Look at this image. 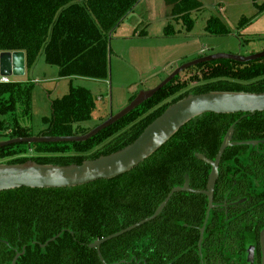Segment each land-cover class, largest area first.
<instances>
[{
  "label": "trees",
  "instance_id": "1",
  "mask_svg": "<svg viewBox=\"0 0 264 264\" xmlns=\"http://www.w3.org/2000/svg\"><path fill=\"white\" fill-rule=\"evenodd\" d=\"M140 1L0 0V53L23 52L25 72L43 55L61 79L105 81L108 35ZM165 1L173 23L190 32L194 25L190 13L201 11L202 4ZM245 22L242 19L240 26ZM205 31L213 36L230 33L218 18H210ZM176 34L173 25L166 26L164 36ZM192 68L197 74L188 82L178 83L175 77L151 99L87 141L9 145L0 148V164L80 165L131 144L169 105L189 94L264 92V58L243 64L217 60ZM193 81L200 84L179 93ZM33 87L29 80L0 83V142L32 137L21 121L31 118ZM50 110L39 136H82L90 131L81 124L90 120L95 103L87 89L70 87L66 95L51 101ZM231 126L238 142L264 139V112L197 117L133 170L111 180L75 188L0 192V264H11L15 251L23 249L16 264H101L89 244L151 217L170 190L182 185L184 176L190 177L191 188H204L209 167L194 154L213 160ZM30 151L36 156L27 157ZM229 157L230 150H226L221 164H228ZM187 196L193 195H172L154 221L103 244L104 262L198 264L193 261L198 240L193 226H201L206 203L183 199ZM56 236L48 246L40 247Z\"/></svg>",
  "mask_w": 264,
  "mask_h": 264
},
{
  "label": "rangeland",
  "instance_id": "2",
  "mask_svg": "<svg viewBox=\"0 0 264 264\" xmlns=\"http://www.w3.org/2000/svg\"><path fill=\"white\" fill-rule=\"evenodd\" d=\"M201 11L190 13L194 22L190 32L181 24H174L171 7L165 0H141L108 35L107 68L105 81L89 79H61L58 69L45 63L40 55L31 71L23 77H10L11 82L32 81L31 118L22 120L32 137L39 136L45 126L43 118L50 116L51 101L66 95L70 87L90 91L95 110L83 129H93L111 115L123 110L140 92L156 88L180 66L201 56L223 53L248 57L264 51V0H198ZM210 18L223 21L229 34L209 35L205 31ZM242 19L246 22L240 26ZM173 25L175 36H164L166 26ZM200 58V57H199ZM195 68L177 75V82H188L195 76ZM200 84L189 82L180 94ZM98 147L96 150H98ZM36 156L29 152L27 157Z\"/></svg>",
  "mask_w": 264,
  "mask_h": 264
},
{
  "label": "water",
  "instance_id": "3",
  "mask_svg": "<svg viewBox=\"0 0 264 264\" xmlns=\"http://www.w3.org/2000/svg\"><path fill=\"white\" fill-rule=\"evenodd\" d=\"M264 58V51L253 54L248 57H241L230 54L214 53L197 58L191 62L183 64L164 82L156 88L140 92L123 110L111 115L106 121L91 129L82 136L70 137H27L17 138L0 142V148L9 145L26 143L28 145L35 143H81L89 140L102 130L112 126L114 123L125 117L141 104L151 99L162 87L167 85L181 72L198 66L200 64L217 61L231 60L237 63H248ZM25 75V57L23 52H2L0 53V77L19 78ZM264 112V92L245 93V92H208L204 94H189L182 99L169 105L164 112L153 120L142 133L129 145L121 148L111 154L99 156L96 159L83 161L80 165H42L33 161H26L21 164H0V192L28 188V189H65L84 186L99 180H111L124 175L143 161L152 156L164 144H166L184 125L191 120L204 114L231 115ZM233 127L225 135L220 146L215 161L205 158L203 155L196 154L195 158L211 167L208 177L206 191L201 192L208 198L209 210L212 208V194L217 179L218 164L224 150L232 146L249 145L255 146L264 141L231 142ZM200 193L192 191L189 188V177L186 176L183 186L173 188L165 200L158 206L153 215L132 226H129L113 235L94 241L87 247L95 249L101 264H106L100 254V247L106 242L129 233L146 223L155 220L167 205L171 196L175 193ZM207 219V218H206ZM203 228L200 230L201 237ZM58 236L50 239L41 248L48 246L50 242L55 241ZM201 239V238H200ZM33 243L31 245H35ZM200 244V242H199ZM24 254L15 251V256L11 264H16L18 258Z\"/></svg>",
  "mask_w": 264,
  "mask_h": 264
},
{
  "label": "flooded vegetation",
  "instance_id": "4",
  "mask_svg": "<svg viewBox=\"0 0 264 264\" xmlns=\"http://www.w3.org/2000/svg\"><path fill=\"white\" fill-rule=\"evenodd\" d=\"M247 141L257 142L264 139L239 142ZM231 142L238 143L233 139V135ZM219 149L214 159L209 160L215 161ZM226 150H230L231 157L228 164L222 165L221 161ZM196 154L199 153H195L194 157ZM223 154L218 164L217 179L212 194V208L209 213L208 198L201 194L206 191L211 172L209 165L202 162L209 167L203 189L191 188V179L188 176L189 188L200 193L180 192L193 195L183 199L190 198L194 202L204 199L206 203V212L201 226H193V229L198 231L193 261L198 264H264V145L232 146L226 148ZM183 183L179 187H182ZM184 209L185 207L182 206V210ZM202 228L204 230L201 237Z\"/></svg>",
  "mask_w": 264,
  "mask_h": 264
},
{
  "label": "built area",
  "instance_id": "5",
  "mask_svg": "<svg viewBox=\"0 0 264 264\" xmlns=\"http://www.w3.org/2000/svg\"><path fill=\"white\" fill-rule=\"evenodd\" d=\"M9 82H10L9 78L0 77V83H9Z\"/></svg>",
  "mask_w": 264,
  "mask_h": 264
},
{
  "label": "crops",
  "instance_id": "6",
  "mask_svg": "<svg viewBox=\"0 0 264 264\" xmlns=\"http://www.w3.org/2000/svg\"><path fill=\"white\" fill-rule=\"evenodd\" d=\"M205 53V51H201L200 53H199V56H198V58L202 55V54H204ZM58 76V75H57Z\"/></svg>",
  "mask_w": 264,
  "mask_h": 264
}]
</instances>
